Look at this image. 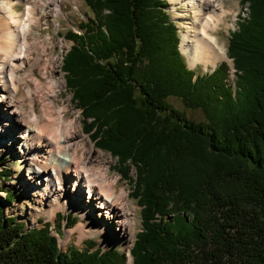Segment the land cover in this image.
Returning <instances> with one entry per match:
<instances>
[{
	"label": "trees",
	"instance_id": "trees-1",
	"mask_svg": "<svg viewBox=\"0 0 264 264\" xmlns=\"http://www.w3.org/2000/svg\"><path fill=\"white\" fill-rule=\"evenodd\" d=\"M84 1L95 20L65 35L75 44L62 69L84 132L117 158L142 208L134 264H264V0H241L249 17L228 46L236 95L227 63L206 75L187 67L167 0ZM52 232L28 230L0 202V264H127L94 242L61 251Z\"/></svg>",
	"mask_w": 264,
	"mask_h": 264
},
{
	"label": "bare ground",
	"instance_id": "bare-ground-1",
	"mask_svg": "<svg viewBox=\"0 0 264 264\" xmlns=\"http://www.w3.org/2000/svg\"><path fill=\"white\" fill-rule=\"evenodd\" d=\"M21 1L24 0H0V78L3 79V82L0 81V87L3 92L9 95L7 100V97L1 95L0 97L3 99H0V101L8 104V108L13 115H24V112L27 111V106L35 112V103L39 102L42 104L41 109L37 110L38 113L35 112L36 117L28 113L30 118L27 116L25 118H16L18 123H23L27 129V133L23 136L25 141L21 143L24 144L23 149L26 150L24 157L33 156L30 159L29 173L31 176L34 175L35 179H37V176L43 178L47 174L51 180L53 175L55 178L54 183L57 182L59 191L63 189L64 181L68 178L71 179V175H74L78 183H81L83 187H88L93 199L100 204L101 208L106 210L105 213H109V215L117 219L115 223L121 232V241L128 245L139 222L134 214L135 212H131V208L128 207L129 194L123 186L120 187V177L110 175L112 162L110 158H107L110 156H105L100 150H97L95 155H92V151L87 150V144L84 140L79 141L80 143H75L78 138H81L82 131L77 123L78 120H73L68 115L72 108L66 104H55L54 106V102L51 101V97L56 99V97L60 96V86H58L55 79L50 80L48 85L46 87L43 86L45 87L43 88L37 83V79L34 78V70L32 69L34 65L32 60L34 50L39 52V54L36 52L37 55H41L36 67L39 68L40 72H43V76H47L49 63L43 64L41 61L44 58L43 54L47 53L45 44L52 46L53 42L50 36H46V39L43 40L40 39L43 36H41V28L38 31L34 30V28H39L38 23H41L40 18L39 20L36 18L34 0H25V17L22 22V17L17 11V5ZM44 1L46 0H41L44 6H49L54 2L55 8L58 9L53 11L54 17L58 16V13H65L64 9L68 1L74 2L75 10H80L79 0ZM235 1L232 0V3ZM171 3L178 17L184 19L182 22H185L183 23L184 31L181 36V50L188 59L189 66L196 69L199 65H203L205 70H214L227 59L226 45L224 41H220L219 34L223 30H227L230 33L232 28L236 27V19L231 21V16H237L234 7L226 6L224 0H171ZM30 36L37 40L32 44V46L35 45L33 50H29L31 45ZM25 66L30 67L29 69L25 68V70H28L24 79L35 84L34 88L28 90V97H25L28 99V105H26L24 98L18 100L15 96L19 92V88L15 83L16 75ZM25 70H22V72ZM7 75L10 77L11 83L6 80ZM47 101L49 104L50 102L53 103L51 107H49ZM1 106L0 113L3 110ZM5 114L6 111L4 112V119ZM9 124L8 122L4 124L0 120V143H6V146L14 143L16 138L14 130L18 129L19 133L21 131V127L19 126V129L18 125L10 127L9 130ZM40 135L44 136V138L46 137L45 139L47 140L41 139L39 141L38 137H41ZM46 186L49 187V184ZM47 187L46 193L37 195L36 200L32 199L35 206H40L39 209H36L38 213L31 212L30 214L32 224L38 222L40 214H46L50 221L55 222L60 211L69 212L81 209V207H78L79 203L73 204L75 198L78 200L77 194H79L81 189L76 195L67 197L69 199L65 198L64 194H60L55 196V199L52 198L54 199L52 200L50 197L52 189L48 190ZM35 195L36 193L33 196ZM92 214L93 212L89 210L82 212L83 221L75 228L67 231L64 245L68 246L75 237H77V243L82 245L87 239L97 234H105L103 227L106 226H100L91 217ZM129 216L131 217L130 221ZM108 221L107 223H109Z\"/></svg>",
	"mask_w": 264,
	"mask_h": 264
},
{
	"label": "rangeland",
	"instance_id": "rangeland-1",
	"mask_svg": "<svg viewBox=\"0 0 264 264\" xmlns=\"http://www.w3.org/2000/svg\"><path fill=\"white\" fill-rule=\"evenodd\" d=\"M34 1H35L34 8L36 11L35 14L37 13L36 18L38 20L40 18V22H41V23H38L39 28H34V30L38 31L41 28L40 29L41 30V36L42 35L43 36H42V38L40 37V39L43 40V39H46L45 38L46 36H50L52 38V42H53L52 46L51 45L48 46L45 44V46H46L45 49H47L45 51H47V53H45V51H44V53H45V54H43L44 58L41 61L43 64L49 63V67L47 70L48 71L47 76H43V74H42L43 72L42 71L40 72L39 68L36 67V64L39 62L41 55H37V53L39 54V52L34 50V54H33V58H32L33 63H34V65L32 66V69L34 70V72H33L34 78L37 79V83H39V85L42 87L43 86L46 87V85H48V82L50 80H53V78L58 83V86H60V88H61V89L59 88V90H60L59 95L60 96L56 97V99L54 97H51V101H53L54 104L51 102L49 104V102L47 101L49 104V107H51L52 104L54 106H55V104L70 105V108H72V109L70 112H68V115H69V117L73 118V120L74 119L78 120L77 123L79 124V127L81 128V131H82L81 132L82 136H80L81 138H78L75 141V143L76 142L80 143L82 140H84L87 144V150L92 151V155L93 154L95 155L97 150L98 151L100 150L101 152H103L105 154V156H110V157H107V158H110V161L112 162V164H111L112 169H111L110 175L120 177V180H121L120 181V187L123 186L129 194V198H128V200H129L128 205L129 206L128 207L131 208L130 209L131 212H133V213L135 212L134 214L138 218L139 222L136 225V230H135V233L132 235V240H131L130 244L127 245L121 241V232L118 228V225L115 223L117 221V219L114 216L109 215V213H105L106 210L104 208H101L100 204H98V202H96L93 199V196H91V194L89 193L88 187L87 186H86L87 188L83 187L81 183H78V181L76 180V177H74V175H71V179L68 178L64 181L63 189L62 190L60 189V191L62 193L58 190L57 182L54 183L55 178L53 175H52L51 180H50V178H48L47 174H45L43 178H40L39 176H37V179H35L34 175L31 176L28 168H29L30 163H31L30 159L33 156H29V157L25 156L24 157V153L26 152V150L23 149L24 144L21 143V142L25 141L23 139V136L27 133V129L23 123H18V119H16V118H18V117L25 118V116L29 117L28 113H31L33 117H36L37 116L36 113H38L37 110L39 111L41 109V106H42V104H40L39 102L35 103V112L36 113L33 112L29 106H27V111L24 112V115H22V114L13 115V114H11V111L8 108V104L2 103L0 101V105H2L1 108H3V110H1V113H0V117H1L0 120H2V123H4V124H6V122L10 123L8 125L9 130H10V127H13L14 125H18L17 127L19 129L21 127L20 133H19L18 129L14 130V133L16 134V138L14 140V143H12V144L10 143L7 146H6V143H3V144L0 143V172L3 170L4 171L6 170V171H9V175H10V177H8L7 179H5L2 182L3 191L0 192V202L4 206L6 216L16 217L19 222H24L26 224V227L28 230L32 229L34 227L42 228L44 226V223H50L52 225L53 234H55L56 236H59L58 240L60 243L61 251L66 252L71 247H77L80 250H84L91 244V242H94V243H96L95 249H98V248L99 249L116 248L121 252L127 253L128 250H131L133 248L137 234L140 233L142 230L141 207L139 206L138 201L132 196L133 187H132L131 182L121 178V175L118 173L117 158H113L110 153L104 152L101 149L97 148L96 145L94 144V142L91 140V138L85 134L84 122H83V117L81 115V110L77 107L76 103L73 100V93H71L68 90V88L66 87L65 73L62 70L63 58H64V56H66L67 52L74 45V42L67 40L65 35L67 33H69L70 31H75L76 33L84 34V32L86 30L81 27V24L87 23L90 19L95 20V16L90 11L89 7L85 4L84 0H79V2H80L79 9L80 10H75L74 9L75 8L74 2L68 1L66 3L67 5H65V9H64L65 13L64 14L58 13L57 14L58 16H56V17H54L55 14L53 13V11L58 10V9L55 8L54 2L49 6H44L43 2L41 3V0H37V1L34 0ZM44 2H48V0H46ZM224 2L226 4V6H233L235 11L237 12V16H231V21H233L234 19H236V21H237L236 27L232 28L230 33L227 30H223L222 32H220L221 34H219L220 41L225 42L226 52H227V59L224 62H222L221 64L227 63V71L229 72V74H228V77L226 79V83H227V86L231 90H233V85H234V83H237V78H236V70L234 68V62H233V60L229 59V57H228V46H229V42L231 39V34L235 31H237L239 28L238 23L240 21V18L241 17L248 18L249 9H248V6L242 5L241 0H236L234 3H232V0H224ZM25 3H26V1L24 0V1H21V3H19L17 5V11H18V14L21 15V17H22V22H23V19L25 17ZM36 3H38L40 5L38 6V4H36ZM167 3H168V7H166V11L170 15L172 22H175L179 28V37H180L179 48H180V51L182 52V50H181V39H182L181 36L183 34V31H184V29H183L184 24L183 23H185V22H182V21H184V19H180L178 17V14L176 13V11H174L173 4L171 3V0H167ZM23 7H24V9H23ZM43 9H45V10H43ZM241 21H243V20H241ZM32 38L33 37H31V36L29 37V40L31 42L29 50L35 49V45L32 46V44H34V42L37 40H35L34 38L32 39ZM182 54H183V52H182ZM183 56L185 58V62L188 64L187 67L194 70L198 75H204V74H207L213 70V69L205 70L203 65H199L196 69H193L189 66L188 59L186 58V56L184 54H183ZM29 67L30 66H25L17 73L16 82H15L19 88V92H17V95H15L16 99L19 100L21 98H24V100H26V103H27L26 105H28V99L25 97H28V90L35 87V84H33V82H27V80L24 79L26 71L29 69ZM25 68H28V69L25 70ZM22 70H25V71L22 72ZM35 76H37V77H35ZM42 77H43V79H42ZM47 78H49V79H47ZM6 80L8 81V83H11L10 77L8 75L6 76ZM0 81L3 82V79L0 78ZM45 87H43V88H45ZM43 91H45V90H43ZM1 95H4V97H7L6 100L9 99V95L6 92H3L1 90V87H0V96ZM0 99H3V98L0 97ZM168 103L171 105L172 108L183 113L188 119H192V120L197 121V122L204 121V115L201 111H193V110L187 108L182 100L177 99V98H170L168 100ZM5 111H6V114H5V119H4V112ZM30 111H32V112H30ZM40 136L41 137H38L39 141H41V139L47 140V139H45L46 137L44 138V136L43 137H42V135H40ZM132 174H133V176H135V169L134 168L132 169ZM38 180H40V181H38ZM83 182H84V179H83ZM48 184H49V187L46 186ZM32 185L34 188L32 187ZM35 186H37V187H35ZM46 187L48 190L52 189V192H51L52 194H50L51 199L54 198L55 196H59L60 194L61 195L64 194L65 198H67V197H70V195H76L78 193L79 189H81L79 194H77L78 200H76V198H75V201L73 202V204L79 203L78 207H81V209H79L77 211L71 210L76 214L69 211L70 215L66 214L67 211H62L63 214L57 215V219L55 222L50 221L46 214H40L39 220H37L38 222L36 224H32V222H31L32 220L30 219V214H31V212L38 213L36 211V209L40 208V206L34 205V202L32 201V199L36 200L37 195L39 196V194H41V193H46ZM7 193H12L14 195V197L11 200L12 202H9L8 199H6ZM35 193H36V195L33 196ZM86 195H88V196H86ZM72 198H74V196H72ZM10 199H11V197H10ZM54 199H52V200H54ZM67 199H69V198H67ZM72 200H74V199H72ZM135 207H136V209H135ZM134 209H135V211H134ZM84 210H85V212L88 210L93 212L91 217L93 219H95L100 226H102V225L106 226V227H103L105 229V234H97V235L87 239L82 245H79L77 243L78 240H77V237H75L69 243L68 246L64 245V243H65L64 240L67 237V231L72 229V228H75L81 221H83V217L81 215H82V212ZM68 217L69 218H76L77 223L75 225H71V226L67 225V218ZM130 219H131V217L129 218V221H130ZM107 221L109 223H107ZM58 233H60L61 235H58ZM105 243H106V245H104ZM129 263L133 264V257H131V260Z\"/></svg>",
	"mask_w": 264,
	"mask_h": 264
}]
</instances>
